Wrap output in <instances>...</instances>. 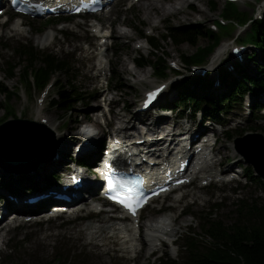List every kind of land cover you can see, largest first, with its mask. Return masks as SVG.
<instances>
[{
	"label": "rangeland",
	"instance_id": "obj_1",
	"mask_svg": "<svg viewBox=\"0 0 264 264\" xmlns=\"http://www.w3.org/2000/svg\"><path fill=\"white\" fill-rule=\"evenodd\" d=\"M159 1L162 0H145L143 1V5H142V12L139 9V6H136L134 9H132L129 12H125V11H121V13H119L118 20H119V29L118 30H124L125 28L123 26H121V20L122 18L125 16V20H127L129 23V25H134L133 28H135V26H137V21H143L145 23V25L150 26L151 24H153L154 22H158L159 20L157 18L153 19H145L144 17L147 18H151L153 15H157L161 18L166 17L170 14H178L179 17L177 16H172L169 19H167V23L164 24L163 22L161 23V26L155 31V33H159L163 30V28L167 25H188V24H193V23H200L202 28L205 27H209L213 22L217 21L218 16L221 13V10L223 8L224 5V0H215V2L217 3V7L214 11H211L208 8V1L207 0H164L168 3V6H165V4L161 3L160 5L157 4ZM188 2L189 5L193 2V6L196 8V13H191L185 10V6L182 9H179L177 11H174V6L173 5H178L181 2ZM201 1V2H199ZM254 1L255 0H249L247 2V4H242L239 3L238 5H236L240 10L245 11L246 13H248L249 16H251L253 14V5H254ZM261 3H259V5L256 7V11L254 16L256 17L258 15V13L260 11H263L262 9H264V0H260ZM177 3V4H175ZM198 4V5H196ZM191 11V10H190ZM179 19V21H178ZM157 27V26H155ZM126 32L127 35L122 37L121 40L119 41L120 45L117 48V51H119L118 54L113 55V64L112 67L114 69L115 72H117V78H113L114 80H110L111 82H109V88L110 87H114V86H119V87H123L121 93L120 92H112L111 94H109V97H114L117 101V105L112 104L111 107L113 108V113L118 111L121 108H125L128 111H132L134 106H136L137 102L140 100L141 98V94L143 93L144 90L150 88L151 86H153L155 83L161 81L158 79H155V76L151 75L147 80L146 83H135L133 84L130 79V71H136V72H132L135 77L136 76H144L146 73V75L151 74L152 70L148 67V68H144V69H139V68H132L128 63H127V59L128 56L132 50L131 46H127V51H124V48L122 46V44H125L126 41H128L129 37L127 36H132L135 35V30L126 28ZM161 30V31H160ZM228 31V33H230L232 31L231 28H225V29H221L220 33L223 31ZM245 31V27H236L234 32H233V36L224 39V41L222 43H236L237 42V37H239L243 32ZM219 34L215 35V41L217 42L219 40ZM41 37V35H40ZM65 41H67V43L69 44V39L68 36H65ZM48 42V41H47ZM221 43V44H222ZM197 44L200 46H203L205 44H207L206 39H199L197 40ZM14 45V44H12ZM161 45L163 47V49H161L162 52L168 53L169 54V58L170 59H176L177 55L179 56V54H183V55H190L192 53L195 52L196 47H192L191 45L188 44H184L179 48H175L173 46V44H171L170 41L168 42H161ZM70 46V44H69ZM69 46H65L66 48H69ZM224 47V46H223ZM222 47V48H223ZM220 49V48H219ZM224 49V48H223ZM3 53H5V51H2ZM59 56L62 55H68L71 60L73 61V63H77V66L75 67V75H76V85L78 86V90L83 92L85 95V100H83L82 103L76 104L74 105L73 109V113L67 114L66 112L60 111L57 108H51L49 106H46V111L43 113V116L47 117L49 115H51L52 120L54 121V125H56L57 123L58 126L61 124V131L60 133L63 135V137L67 138L68 136H70V133H68L69 135L66 137V132L73 126V119L74 116L76 115V113L79 112H90V110L95 111L96 108H92L90 109L89 107H93L95 104L90 103L91 100V91L93 86L88 84L86 81V75H84L83 71L89 68L88 64H85L81 58V54H76V58L77 60H75L74 58V53H68V54H64L63 52L57 53ZM204 53H200L196 56L193 57V61L197 62L200 61L202 59V55ZM215 54H213L210 58H208L205 62L204 65H208L210 66V59L212 57H214ZM261 56V55H260ZM168 59V58H167ZM11 60H14V58H11ZM254 60L256 61L257 59L254 57ZM15 62H17V60H14ZM257 62V61H256ZM261 61H258V64H261ZM25 63H27V61H25ZM38 66V63L35 65ZM249 67V65H248ZM139 72V73H138ZM142 74V75H141ZM61 77V76H60ZM134 77V76H133ZM173 78V76H169L168 78ZM63 79V77H61ZM167 78V79H168ZM118 79L119 81H121L120 84H116L115 80ZM135 81V78H134ZM65 82V80H62L61 83ZM16 83L15 86L19 85V82L17 79L14 80H8L5 84L8 87L13 86ZM23 83H25V81H23ZM51 95L54 94L55 89H53L51 91ZM105 93V91L102 92V94ZM20 96H17L16 98H12V101L9 102V104L13 107L14 111L16 112V115L18 112H21V117L20 118H27L29 120H36L37 117L34 114L36 111L39 110L38 107H36L35 105V96H36V91L32 90L29 95L27 94V92L24 90V88L22 87L20 92H19ZM29 96V97H28ZM2 101L3 98H0V117L3 114V110L1 109V105H2ZM112 102V101H110ZM124 106L122 103H124ZM97 103H99V100H97ZM103 105H105V103H102ZM99 105V104H97ZM235 110H231L234 113L230 114V121L235 122V119H237V117L235 116L236 113H241L242 107L239 104H235L233 105ZM55 112V113H54ZM56 114L60 116V119L58 121H56ZM97 114H95L96 116ZM241 115V114H240ZM239 115V116H240ZM91 117H93V114L90 115ZM51 118L47 119L48 124H50ZM139 118V117H138ZM244 119V118H243ZM243 119H239L240 120V127H239V131L240 129H242L244 127V123H243ZM65 123V125H64ZM51 125V124H50ZM227 125H229V123H227ZM226 125V126H227ZM52 126V125H51ZM103 129V128H101ZM234 131V130H233ZM235 140L238 139V137H236L235 135ZM64 145V144H63ZM65 145H67V143H65ZM69 147H66L67 150H69ZM233 147L232 143H229V141L227 139H225V137H221V145H220V150L221 153L223 154L222 156L225 158L228 156L233 155L231 148ZM61 158L65 159V155H62ZM231 159L229 162V165L231 164ZM228 165V164H227ZM54 168H56L58 170V172H60V168L65 169V165L62 167V164H60V166H55L53 165L52 162H48L46 164H44L42 166L43 170L40 171H36L35 173L37 174V180H39V177H44L46 175H48V173L53 172ZM18 176L15 175L13 176V178H17ZM40 181V180H39ZM233 185H230L229 187H224L221 189H209L208 192L212 193V196L216 199H223V206L220 209H217L214 213V216L216 219H219L221 221H225L226 223H231V221L233 219H235L237 217V211L235 204L237 203V199H239L240 197H252L255 198L256 195H261V191L259 189L258 186H252L249 188H242L241 190L238 191V189L232 188ZM219 192V194L217 195L216 192ZM203 195V194H202ZM205 198V196H204ZM211 202H209L210 205ZM206 205V206H207ZM203 209V207L201 206H193V215L194 217H185V221L184 219L182 221V224L184 226L188 225L190 223V220L196 219L197 222L199 223V226L195 225L197 223H195L194 221V225L192 224L190 229L193 231L195 237L198 239H201L202 242L207 243V239L205 238L204 234H203V229L201 228V210ZM208 208H206L204 211H207ZM145 216H149V214H146ZM103 218V217H102ZM188 219V221H187ZM29 223L24 224L22 226L21 229V237L19 238V240L21 239H27V242L22 245L21 243L17 244L18 245H22L20 247H16L14 249H10V250H6L4 252L0 253V264H128L127 262H122L120 260H118L116 257H112V255L107 252L106 247H102L100 248V250L98 251V247L99 245L96 246H91V244H87V241L89 240L90 234L88 233V231L85 230H79V232H77V227L73 226L72 224L69 225L66 229L63 228V226L61 225V221L60 220H55L51 223L46 222L43 223V225L39 226V227H35V228H30ZM94 226V225H93ZM53 228V231L50 229ZM26 229V230H25ZM101 231V228H100ZM54 232H59L60 235H55ZM105 234V231L102 232V236L99 239L98 244L101 242V240L103 239ZM19 240H13L12 244L14 245L16 243V241ZM109 241V240H107ZM183 242V241H182ZM201 246V245H200ZM202 247V246H201ZM204 248V247H203ZM182 251V250H181ZM10 254H6L9 253ZM183 253H180V256ZM179 256V257H180ZM141 262L143 264H152L154 263L153 261H149L147 260V258L142 255L140 257Z\"/></svg>",
	"mask_w": 264,
	"mask_h": 264
},
{
	"label": "trees",
	"instance_id": "obj_2",
	"mask_svg": "<svg viewBox=\"0 0 264 264\" xmlns=\"http://www.w3.org/2000/svg\"><path fill=\"white\" fill-rule=\"evenodd\" d=\"M209 33L211 32H207L202 28L200 30L192 26V28L188 27L186 29L177 30L174 33V37L183 36L186 41L194 43L196 34L206 36ZM259 36L258 32H256L255 35H253V40L257 41ZM45 67V69L40 68L38 71L39 81L46 79L52 71L59 70L63 72V76H68L70 70L68 67L65 70L64 67L55 63L54 60L46 62ZM259 71L262 77L250 79V84L254 88L264 89V70L259 69ZM232 85H234V83H232ZM241 88L244 90L246 86L241 84ZM72 93L73 90H71L70 93L62 94L61 100L63 102V107L71 105ZM223 95H225V93H223ZM233 97V91H231L228 96L216 98L210 93L204 92L200 100L206 98L208 101H216L218 106L223 103L224 100H230ZM184 98L190 100V98L196 99V96L189 97V95H185ZM197 105L198 104H196V106ZM217 106L213 108L214 112H216ZM240 208L242 209L238 212L240 216L238 221L230 226H220L217 223L209 229L215 239L224 242L227 246V250L210 249L203 252L199 257L193 258L191 264H264V204L259 207L256 206V204H246L241 205Z\"/></svg>",
	"mask_w": 264,
	"mask_h": 264
},
{
	"label": "bare ground",
	"instance_id": "obj_3",
	"mask_svg": "<svg viewBox=\"0 0 264 264\" xmlns=\"http://www.w3.org/2000/svg\"><path fill=\"white\" fill-rule=\"evenodd\" d=\"M143 1H145V0H143ZM155 1H158V0H155ZM1 3V2H0ZM175 4H177V3H175ZM186 4H188V2L186 1V2H181V3H179L178 5H173L174 6V11H177V10H179V9H182L184 6L186 7V6H189V5H186ZM50 37H52V33L51 32H45V34H43V36H42V40H43V42H47V41H49L50 40ZM224 48V47H223ZM220 50L221 49H219L218 50V53L217 54H220ZM134 76V78H135V82L137 83V82H139V81H142V80H145V78L148 76V75H144V76H136L135 77V75H133ZM179 85H181V82H179L178 83ZM59 124V123H58ZM151 129V128H150ZM149 129V130H150ZM119 131H116V133H118ZM150 135H155V133L154 134H150ZM150 135H148L147 136V138L145 137L144 139H149L150 137ZM93 143H92V141H90L89 140V143H88V145L87 146H90V145H92ZM143 144H145V142H143ZM101 146V144H98V147H100ZM113 146V145H112ZM199 146H197L196 148H198ZM195 148V149H196ZM69 149H70V147H69ZM192 154L193 155H195V152L194 151H192ZM62 159H64V158H62ZM192 160V159H191ZM211 164H207V165H205L204 166V168L205 169H211ZM15 184H18V181H16L15 182ZM77 199H74V201H76ZM53 206V205H52ZM18 207V206H17ZM13 209V208H12ZM149 221H155L154 219H151V220H149ZM165 223H166V221H165V219H161V220H159L158 222H157V225H156V230L157 231H161V230H163V228H164V226H165ZM147 225H151L150 223H147ZM156 233L154 232V235H155Z\"/></svg>",
	"mask_w": 264,
	"mask_h": 264
},
{
	"label": "snow or ice",
	"instance_id": "obj_4",
	"mask_svg": "<svg viewBox=\"0 0 264 264\" xmlns=\"http://www.w3.org/2000/svg\"><path fill=\"white\" fill-rule=\"evenodd\" d=\"M153 95H155V94H153ZM129 207H131V206L129 205Z\"/></svg>",
	"mask_w": 264,
	"mask_h": 264
}]
</instances>
